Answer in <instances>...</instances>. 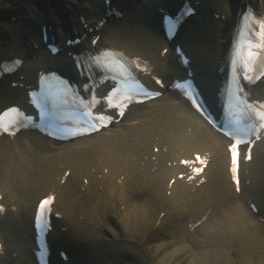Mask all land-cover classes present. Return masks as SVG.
<instances>
[{
	"label": "bare ground",
	"instance_id": "obj_1",
	"mask_svg": "<svg viewBox=\"0 0 264 264\" xmlns=\"http://www.w3.org/2000/svg\"><path fill=\"white\" fill-rule=\"evenodd\" d=\"M252 2L258 4V0ZM239 3L240 0H211L208 8L229 18V11L231 15L237 13ZM137 5L142 4L137 2ZM257 6L264 11V0ZM105 9L104 0H0V41L4 43L0 44V62L27 56L23 68V75H26L45 60L54 61L40 39L42 23H53L58 36L66 37L65 25L72 22L80 26V16L88 25L99 22ZM144 17L149 18L144 13L132 15L130 12L125 19L110 22L107 28L112 31L105 36V42L115 44L123 39L134 44V50L158 60L155 48L162 45H155L157 38L150 33L154 31L146 30ZM224 23L207 11L184 27L179 40L188 44L187 39L192 38L194 54L206 57L205 61L213 59L215 52L210 53V47L201 41L203 37L208 41L217 35L222 38ZM35 44L39 47L33 53L37 58L28 55ZM215 44L213 47L219 55L221 45L218 41ZM202 67L201 81L211 91L213 75L208 66ZM170 70L171 66L167 73ZM6 86L0 89V108L7 100L11 103L17 99L24 101V97L13 96L10 82ZM157 104H161L160 110L154 109ZM128 122L132 123L131 127L121 124L117 132L85 139L61 151L49 148L47 142L37 137H19L26 153L25 168L20 167L19 171H26L29 177L40 180V185H30L25 177L10 183L20 198L6 189L7 205L30 215L29 206L34 198L44 192V187L51 189L59 173L55 164L64 153L76 166L75 169L70 167L72 175L59 195V199L64 200L60 205L63 207L59 208L64 218L58 224L69 232L59 233L58 242L53 243L57 249L69 250L75 264H264V225L247 206V200L255 198L264 213L262 170L256 172L249 188L242 189L241 196L236 194L225 162V141L184 103L176 101L174 95H165L153 107L134 111ZM135 122L141 123L134 126ZM189 130H193L190 137L187 136ZM153 132L163 137L158 154L154 152V148L159 147L156 137L153 144L149 143ZM210 135L218 141L219 147L213 144ZM144 139L146 144H140ZM76 146H82L81 150L77 151ZM166 146L167 152L164 151ZM207 148H221L209 168L208 183L198 187L196 183L191 185L179 179L178 175L184 172L180 161L192 156L196 149ZM0 152V168H5L12 159L4 140L0 141ZM28 165H33L32 172ZM106 168L108 174L104 172ZM12 171L17 173L18 165ZM84 179L90 181L87 188ZM5 181L6 178L3 184L0 182V189L5 188ZM81 186L87 194L85 200L79 202L75 197L82 192ZM205 215H208L206 222L190 231L189 225ZM81 216L84 222L80 221ZM107 220L108 225H104ZM2 229L4 231V226ZM16 249L21 253L25 250L19 246Z\"/></svg>",
	"mask_w": 264,
	"mask_h": 264
},
{
	"label": "snow or ice",
	"instance_id": "obj_2",
	"mask_svg": "<svg viewBox=\"0 0 264 264\" xmlns=\"http://www.w3.org/2000/svg\"><path fill=\"white\" fill-rule=\"evenodd\" d=\"M253 47H259L261 48L262 50H264V24L261 25V41L258 45H254ZM264 74V73H262ZM159 83V81H157ZM147 91L145 90L144 91V95H147ZM116 107H119V105H115ZM251 108V106H249ZM261 114H260V119L262 121H264V105H261ZM12 113H17L18 114V110L16 109H10L9 112L7 113H4L2 115H0V128H2L4 131H7L8 129L7 128H4V123L6 121V119L12 114ZM86 116L88 115H91V114H85ZM120 115H123V113H120ZM105 119V117L101 114V115H95L92 117V120L95 121V122H102L103 120ZM101 126H107L105 124H102L101 123ZM261 127H264V123H262L260 125ZM98 130V128L96 129ZM247 142V141H245ZM238 144L239 142H234L233 145H232V148L230 149V151L232 152V164H233V172L235 173L236 170H237V166H238ZM197 161H199L200 163H203V160L200 158V157H197L196 158ZM202 171V169H198L197 170V175L200 174V172ZM52 203V198H49L47 200H43L39 207H38V210H37V218L38 219H42L43 218V215L47 214L49 211H50V205ZM0 211H2V209H0Z\"/></svg>",
	"mask_w": 264,
	"mask_h": 264
}]
</instances>
